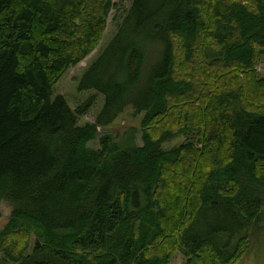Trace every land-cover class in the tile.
Returning <instances> with one entry per match:
<instances>
[{
    "label": "trees",
    "instance_id": "obj_1",
    "mask_svg": "<svg viewBox=\"0 0 264 264\" xmlns=\"http://www.w3.org/2000/svg\"><path fill=\"white\" fill-rule=\"evenodd\" d=\"M114 8L0 0V264H241L264 215V0H132L80 83L105 99L81 126L94 98L54 87ZM128 108L141 145L99 137Z\"/></svg>",
    "mask_w": 264,
    "mask_h": 264
},
{
    "label": "rangeland",
    "instance_id": "obj_2",
    "mask_svg": "<svg viewBox=\"0 0 264 264\" xmlns=\"http://www.w3.org/2000/svg\"><path fill=\"white\" fill-rule=\"evenodd\" d=\"M113 2L119 5V11L117 8H114L110 12L107 20V27L104 30L103 36L95 50L80 64L75 67H71L54 87V95L64 96L73 109H77V107L85 103L91 97L94 98V105L84 116L80 118L79 124L81 126L96 123L97 117L105 104V99L104 96L96 90H81L80 83L85 74L99 59L111 40L117 34L119 24L123 20L127 10H129L132 0H113ZM257 70L259 74L264 77V54L258 62ZM142 117V115L139 117L134 116V112L128 108L122 116L117 118L115 123L106 128L100 127L99 137L106 134H112L121 140L126 137L127 133H129L132 129H137V141L138 144L141 145L140 124ZM187 141L188 140L185 136H180L170 144H167L166 147L167 149H171ZM89 147L98 149L99 138L91 142ZM11 212L12 207L8 202L0 203V228H3L7 224ZM212 221L214 220L212 219ZM251 231V248L241 264H264V215L253 224ZM170 264H186V258L181 253H177Z\"/></svg>",
    "mask_w": 264,
    "mask_h": 264
},
{
    "label": "bare ground",
    "instance_id": "obj_3",
    "mask_svg": "<svg viewBox=\"0 0 264 264\" xmlns=\"http://www.w3.org/2000/svg\"><path fill=\"white\" fill-rule=\"evenodd\" d=\"M239 243V242H238Z\"/></svg>",
    "mask_w": 264,
    "mask_h": 264
}]
</instances>
